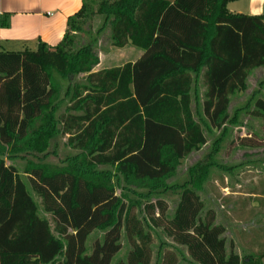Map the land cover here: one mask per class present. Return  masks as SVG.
Here are the masks:
<instances>
[{
  "label": "trees",
  "instance_id": "1",
  "mask_svg": "<svg viewBox=\"0 0 264 264\" xmlns=\"http://www.w3.org/2000/svg\"><path fill=\"white\" fill-rule=\"evenodd\" d=\"M236 1L82 0L55 48L0 53V264H151L153 228L192 264L264 261L226 253L214 214L202 216L210 172L226 171L214 145L187 168V181L169 184L181 161L207 135L223 140L240 113L264 122V80L229 112L251 74L264 70V11L230 13ZM97 16L92 32L87 24ZM105 29L109 47H134L140 58L94 73ZM79 76L83 82L71 84ZM59 136L77 153L60 165L39 161ZM167 193L177 196L170 217ZM95 231L102 238L88 252ZM164 246L153 264H175Z\"/></svg>",
  "mask_w": 264,
  "mask_h": 264
},
{
  "label": "rangeland",
  "instance_id": "2",
  "mask_svg": "<svg viewBox=\"0 0 264 264\" xmlns=\"http://www.w3.org/2000/svg\"><path fill=\"white\" fill-rule=\"evenodd\" d=\"M245 2L246 0H240L234 6H230V9L237 10ZM100 23L101 18L97 16L87 25L94 32ZM86 28V26L83 27V29ZM108 48L107 30L105 29L98 37L96 51L103 56ZM263 80V69L253 72L248 79V90L233 97L229 112L233 113L235 109L243 107L250 93L257 89L258 84ZM74 82L81 84L83 77H77L72 80L71 84ZM61 84L63 89L70 86L67 81H61ZM249 108H251V104ZM62 110L63 107L60 111ZM237 122L238 124L234 126H228L225 137L218 143H215L218 132L207 135L206 145L193 153L183 163L169 184H182L187 181V168L203 161L211 151L212 146H215V149L218 150L214 156L215 162L224 167L226 171L223 172L214 168L210 172L209 181L199 194L203 203L202 216L206 211H212L215 217L214 224L221 226L224 230L222 238L225 241L226 253L232 248L234 253L242 260L245 259L246 262V258H251L254 261V259L259 258L258 256L264 254V122L254 119L244 112L240 113ZM66 139L67 137H56L52 140L45 154L36 156V158L47 164L60 165L66 156L77 153L68 148ZM241 144L246 147H240ZM33 158L35 156L25 155V160H35ZM21 163L22 161H15L14 165L20 168ZM35 201L38 205L39 215L49 220L50 226L53 228L50 216L42 210L40 199L35 197ZM163 201L167 205V217H170L177 196L167 193L163 197ZM150 236L151 264L154 263L161 242L165 245L163 253L167 259H171L175 264H192L189 263L186 249L173 244L170 239L161 234L160 229L153 228ZM101 238V232H93L88 238L87 251L91 250L95 242H100ZM121 244L122 249L117 257L124 259L128 247L123 236L121 237ZM256 263L264 264L257 261Z\"/></svg>",
  "mask_w": 264,
  "mask_h": 264
},
{
  "label": "crops",
  "instance_id": "3",
  "mask_svg": "<svg viewBox=\"0 0 264 264\" xmlns=\"http://www.w3.org/2000/svg\"><path fill=\"white\" fill-rule=\"evenodd\" d=\"M239 1L228 4L230 13L257 16L264 11V0H246L239 9L231 10L230 6ZM81 6L82 0H0V53L34 51L40 43L55 48L66 31L67 19ZM141 55L140 50L131 46L109 47L103 56L99 54V63L93 72L135 63ZM195 105L199 111L201 104ZM191 108L196 111L194 105ZM193 153L181 161L180 167Z\"/></svg>",
  "mask_w": 264,
  "mask_h": 264
}]
</instances>
